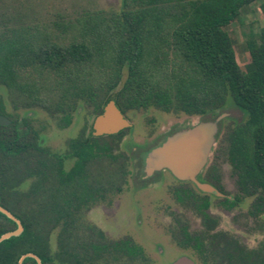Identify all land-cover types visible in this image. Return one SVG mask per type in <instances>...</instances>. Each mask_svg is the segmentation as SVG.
<instances>
[{"label": "trees", "instance_id": "trees-1", "mask_svg": "<svg viewBox=\"0 0 264 264\" xmlns=\"http://www.w3.org/2000/svg\"><path fill=\"white\" fill-rule=\"evenodd\" d=\"M254 4L264 17V0H121L118 10L84 12L67 26L76 36L66 44L46 36L26 37L16 31L0 39V86L25 95L26 106L40 105L49 112L40 88L31 81L21 83L22 73L27 70L49 72L57 89L53 113L60 116L59 127L70 125L78 103L91 108L94 116L112 100L124 116L128 111L156 108L202 118L233 102L245 112V120L228 125L217 137L213 160L203 174H215L213 182L223 192L217 170L223 155L239 195L220 204L232 207L255 197L249 214L259 216L264 213V24L256 35L245 40L244 48L251 59L245 71L238 66L234 43L224 29ZM0 114H5L1 103ZM15 126V133H33L37 141L40 138L30 118H23ZM21 126L26 128L21 130ZM91 132L90 128L87 135L69 140L67 154L53 155L41 143L32 141L10 150L13 155L35 149L40 157L25 153L20 162L10 161L7 181L0 170V197L7 185L10 197L18 201L0 206L23 227L20 235L0 242V264H18L26 254L35 255L41 264H96L101 253L108 252L111 244L105 238V243L98 245L86 244L77 236L79 215L91 206L100 189L91 185L100 181L90 175L94 163L103 158L117 168L126 165L124 154L112 153L115 139L124 130L102 137H94ZM104 138L108 141L100 142ZM68 157L74 161L66 172L63 166ZM117 175L108 173L102 178L104 191L124 179L127 171ZM23 178L32 179L25 194L15 188ZM173 195L178 203L201 216L204 229H212L215 222L206 214L208 199L198 200L194 195L189 198L188 193L182 195L180 191ZM22 196L29 200L24 210L19 206ZM182 229L188 238L186 227ZM14 230L16 224L0 213V236ZM52 230L58 231L55 250L49 246ZM97 234L103 239L101 232ZM215 239L196 236L192 244L212 246L205 251L214 252L220 264H236V259L237 264H264V248L244 252L235 242ZM114 245L128 244L122 241ZM126 251L129 255L140 254L135 247H127ZM22 264L37 262L26 257Z\"/></svg>", "mask_w": 264, "mask_h": 264}, {"label": "rangeland", "instance_id": "rangeland-1", "mask_svg": "<svg viewBox=\"0 0 264 264\" xmlns=\"http://www.w3.org/2000/svg\"><path fill=\"white\" fill-rule=\"evenodd\" d=\"M120 2L121 0H0V39L21 31L26 37L46 36L53 42L66 44L76 36L67 26L84 12L118 10ZM263 24L264 17L257 4H254L243 12L238 20L224 28L234 43L236 61L243 71L251 60L244 48L245 40L251 35H256ZM22 75L24 80L21 83L31 81L40 88L44 103L50 111L40 105L28 107L25 105V95L15 89L0 86V103L6 108L7 117L16 121L30 118L31 127L40 134L42 146L52 153L65 154L69 140L90 132L95 117L91 108L78 103L70 125L59 127L62 124L60 116L53 113L57 104V89L53 76L46 70L39 69L27 70ZM221 114L226 116L218 123L217 137L228 125L241 123L246 117L245 112L231 101L216 114L202 118L165 113L156 108L128 111L124 117L131 127L125 129L119 139H115L116 148L112 151L114 155L124 154L126 165L117 168V165L111 166L108 160L102 158L95 162L93 169L89 171L91 176H98L99 180L114 172L118 173V177L121 170H126L127 175L124 179L115 181L111 192L106 194L103 201L80 213L77 236L86 241L87 238L93 237L92 234L95 235L88 233L87 229H90L101 232L108 242L130 237L134 243L150 252L151 264H167L173 256L172 248L166 249L172 246L169 242L172 240L170 235H173L171 230L177 232L179 227L184 226L190 233H199L204 231V227L197 213L188 205L175 201L172 187L177 180L168 171L157 172L159 174L152 179L145 176L143 157L159 146L153 147L160 138L200 121L214 120ZM103 140L108 141V138L100 142ZM216 148L217 140L206 166L213 160V150ZM69 165L70 162L65 163L66 168ZM217 170L223 192L228 196L239 195L235 177L223 155L219 157ZM184 182L189 184V181ZM31 185L32 179L23 178L19 186L21 194L28 193ZM195 192L199 193L197 190ZM254 199L255 197L245 198L234 209L224 210L218 198L210 197V208L207 210L209 217L216 222L213 230L229 234L247 252L264 248V213L255 217L249 214ZM27 204L29 200H20V209H26ZM57 232H50L51 250L56 248ZM161 248L165 256L159 257L157 251ZM103 264L113 263L105 259ZM116 264L128 263L122 261Z\"/></svg>", "mask_w": 264, "mask_h": 264}, {"label": "flooded vegetation", "instance_id": "flooded-vegetation-1", "mask_svg": "<svg viewBox=\"0 0 264 264\" xmlns=\"http://www.w3.org/2000/svg\"><path fill=\"white\" fill-rule=\"evenodd\" d=\"M2 109H3L5 114H0V116L5 117L8 120V122L3 124V125L0 124V160L2 162L0 170L2 172L3 180L7 181L8 178L10 177V175H11V173H10L11 166L9 165L10 161L17 160L18 162H20L23 158H25L24 157L25 153H27L28 155L32 154L33 156H36L37 159H39V157H40L39 152L37 150H35V149H28L26 151L23 150V151L17 152V154H13V155H10V150L12 148H14V147L23 148L25 146V143L26 142L29 143V141H32L33 144H35V143L39 144V143H42V140L39 138L38 141H37L36 138H35V135L33 133H28V134H25L24 132L23 133H15L13 130L16 127L15 126L16 122L22 123L23 118L19 119L18 121L12 120L9 117H7L8 114H7V110H6L5 106H2ZM95 117L93 118V120L95 119ZM25 128H26L25 126H21L20 127L21 130H23ZM38 134H39V132H38ZM169 135L170 134H168L164 138H160L153 147H155L157 145H160L163 141H165V139ZM49 152L52 153L51 151H49ZM67 153H68V148H67V152L65 154H67ZM147 153H146V155H147ZM52 154L53 155H57L54 152ZM27 157H29V156H27ZM73 161L74 160H73L72 157H68V158L65 159L63 169L66 172H69L71 170V168L73 166ZM66 162H70V165H69L68 168L65 167V163ZM202 172L203 171H201L197 175L196 181L198 183H200V184L210 185L216 191H218L217 188H216L218 184L216 182H213L214 178H215V174L204 175V174H202ZM97 173H99V171H97ZM157 174H159V173L153 174V176H150L149 179L150 178L152 179ZM173 178H175V177H173ZM22 181L23 180L18 181V183L15 186V188H18V190H19V186L21 185ZM174 183H175V185L172 187L173 188L172 194H173L174 191H180L182 193V195L184 193H188L189 194V198H191V195H194L198 200L208 199V201H210V197L209 196L218 198L220 201H223L224 199H233V196H228L224 192H219L218 191L219 193L222 194L221 197L216 196L214 193L202 192V191H200L197 188L196 184L194 182H191V181L188 182L190 185L186 184V182L180 181V180H177V182H174ZM86 185H89V183L87 182ZM91 185L92 186H96V188H98V189L100 188L97 191L96 196H94L92 198L91 205H94V204L99 203L100 201H103L105 196H106V194L108 192H111V190H112V189H110V190L108 189V190L104 191V182L102 180L97 181V182H92ZM219 186L222 188L221 181L219 182ZM196 190L199 193H196L195 192ZM201 193L203 195H201ZM10 194L11 193H9L8 186L4 185V187H3V195L0 197V204H11V203L18 202V201H15L12 197H10ZM206 195H208V196H206ZM24 198L25 197L22 196L20 198V200H22ZM20 200H19V202H20ZM238 204L239 203H237V205ZM237 205L232 206V207H224V206L221 205V208H223L224 210H232ZM209 208H210V206L208 207V209ZM207 210H206V214L208 215ZM200 218H201V216H200ZM201 224H202V219H201ZM215 224H216V222L213 224V226ZM182 227L183 226L179 227L177 232H174V231L171 230V233L173 235H170L172 240H170L169 242L172 243V246L171 247H166V249L167 248L168 249L172 248L173 256L169 259L167 264H175L181 258H186L192 264H220L221 262H218L216 260V255L214 254V252L213 253H208V252L205 251V250H208V249H212V246H209V245H206V244L202 245V246H195V245L192 244L193 238L196 237V236H199V237L203 236V238H205V237L211 238L212 236H216L218 239H215V240H217L219 242H222V241H227V242H230V243L235 242L236 243L235 244L236 247H238L239 249H242L244 252H246V250L242 247V245H240L237 240L233 239L227 233L214 231L213 228L211 230H209V232H208L207 229H204V231L202 230L199 233H190L187 230V228H186V233L188 234V238H186V235L184 234V231H183ZM87 230L89 231V232L87 231L89 234L94 233L96 236L92 234L93 237H89V238L86 239V244L96 243L98 245L99 244L103 245L105 243L104 236H103V239L101 237H99L98 234H97L98 231H91L90 229H87ZM122 241H124V242H126L128 244L127 245L128 248H131V247L138 248L140 250V254H138V255H129V254H127V251H126L127 247L126 246H116V245H114L115 243L119 244ZM108 243L111 244L108 247V252L107 253H101L99 258L96 260V264H103L105 259H109L113 264H116V263H119V262H122V261H125L128 264H151L152 263V257L150 255V252L148 253L141 246H139L136 243H134V241L130 237L124 238L122 240L114 241V242H108ZM120 248H121L122 251H119ZM199 251H204V252L200 253ZM157 254L160 255L159 257L165 256L164 255V250L162 248L157 251ZM235 261H236V264H237V259Z\"/></svg>", "mask_w": 264, "mask_h": 264}, {"label": "water", "instance_id": "water-1", "mask_svg": "<svg viewBox=\"0 0 264 264\" xmlns=\"http://www.w3.org/2000/svg\"><path fill=\"white\" fill-rule=\"evenodd\" d=\"M225 116V114H221L214 120L200 121L168 136L164 142L153 148L144 158L143 171L145 176L150 177L154 173L166 170L177 180L194 182L200 191L214 193L221 197L222 194L210 185L198 183L196 177L208 162L212 148L216 144L218 123ZM7 122L5 117L0 116L1 125ZM130 127L131 124L114 101L110 100L105 104L102 112L95 117L91 127V135L94 137L115 135ZM0 213L16 224V230L1 235L0 242L20 235L23 231L20 221L1 206ZM26 257L34 258L37 264H41L40 260L33 254L23 255L18 264H22ZM175 264L192 263L186 258H181Z\"/></svg>", "mask_w": 264, "mask_h": 264}]
</instances>
